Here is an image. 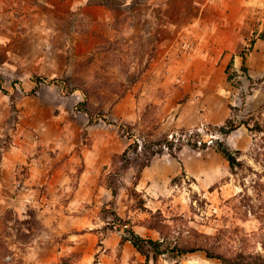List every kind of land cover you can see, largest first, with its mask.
<instances>
[{
    "label": "rangeland",
    "instance_id": "rangeland-1",
    "mask_svg": "<svg viewBox=\"0 0 264 264\" xmlns=\"http://www.w3.org/2000/svg\"><path fill=\"white\" fill-rule=\"evenodd\" d=\"M196 1L150 18L135 0H11L0 28V165L12 150L67 174L44 217L17 199L26 166L0 176V264H223L205 251L230 264L264 258V39L242 56L264 33V10L244 20L240 53L213 70L200 57L196 69L198 40L166 25L189 24ZM128 95L133 122L114 116ZM227 121L239 128L225 136ZM217 141L240 152L235 171ZM100 144L107 163L82 184L68 161ZM128 229L169 252L147 260L124 241ZM184 248L205 251L180 255Z\"/></svg>",
    "mask_w": 264,
    "mask_h": 264
},
{
    "label": "crops",
    "instance_id": "crops-1",
    "mask_svg": "<svg viewBox=\"0 0 264 264\" xmlns=\"http://www.w3.org/2000/svg\"><path fill=\"white\" fill-rule=\"evenodd\" d=\"M176 0H135L138 9L147 8L151 16L152 10L155 8H172L175 6ZM198 16L191 20L187 25L178 26L175 22H167L166 25L174 26L179 29V35L191 33L198 40L197 51L195 55L194 65L196 69L202 64L200 57H206L208 70H213L218 64L222 55L234 56L240 53L244 48L245 32H243L244 20L252 14L256 9L264 10V0H225L217 6L208 5L205 0H197ZM13 7L11 0H0V28L2 32H6L5 23L9 21L12 15L10 9ZM146 16L148 19L149 17ZM145 17V16H144ZM153 20V19H151ZM140 20H138L139 23ZM172 24V25H171ZM178 33V32H177ZM149 34H152L151 32ZM227 61L225 60V64ZM227 65V64H226ZM133 99L130 95L123 98L115 109V119L127 120L129 122L136 121L137 112L133 105ZM25 153L8 150L0 165V176L3 180L14 177L21 173L19 170L26 166L24 175V184L32 185L34 192L27 194L26 192L18 193L19 203L30 205L44 217V215L53 214V202L56 197L53 195L55 185L61 177H65L66 170L48 171L42 165L40 160L36 158L27 160ZM105 147L100 144L92 149H83V159L77 157L74 153L69 164H74L75 169H82L80 179L82 184H89L96 181L98 173L106 163L107 159ZM68 166V165H67ZM26 176V177H25ZM47 184L49 191L47 195H41L38 187ZM12 200V198H10ZM77 201H79L77 199ZM45 203V204H44ZM49 221V220H47Z\"/></svg>",
    "mask_w": 264,
    "mask_h": 264
},
{
    "label": "trees",
    "instance_id": "trees-1",
    "mask_svg": "<svg viewBox=\"0 0 264 264\" xmlns=\"http://www.w3.org/2000/svg\"><path fill=\"white\" fill-rule=\"evenodd\" d=\"M258 39H264V33L261 34L258 38H255L251 41L249 44V47H246L245 50L243 51V58L247 53H250L253 46L255 45L256 41ZM234 60V59H233ZM233 60L231 61V64L233 63ZM38 84V83H37ZM88 113V112H87ZM89 114V113H88ZM89 118L92 122V116L89 114ZM239 126L237 125H230V121H227V123L219 128V131L227 136L230 135L233 131L238 129ZM257 131H261L259 127L256 129ZM189 146H191L193 149H198L197 143H188ZM158 146L166 147L168 150L172 153L173 152V145L170 143H158ZM207 147L206 144L203 145V149ZM181 149V148H180ZM179 149V150H180ZM217 152H219L224 159L228 162L229 167L231 171H235L237 168L241 166V162L239 161V156L240 152L239 151H232L226 144H224L222 141H217V147H216ZM152 156L156 155H161L162 150L158 149L156 151H153ZM175 154V153H174ZM176 157V156H175ZM149 166V163H144L139 167V172L142 173V171ZM109 189L113 192V195H117V190L113 186V182L110 180L109 182ZM125 226H128L125 224ZM126 233H128V236L124 238V241L129 242L142 256H144L147 260L150 258V254L153 255V258L156 259L157 257L169 252V249H162L163 243L159 241H155L153 239H144L141 237L139 234H137L133 229H128L126 230ZM197 251H205L204 249L201 248H184L181 249L179 252L180 255H187V254H192ZM172 252L173 249H172ZM207 253V256L209 258H214V259H219L222 261L223 264H230V259L223 257L222 255H215V253L210 252V251H205ZM240 264H264V258L263 257H258L256 261H252L250 263H245L244 261Z\"/></svg>",
    "mask_w": 264,
    "mask_h": 264
},
{
    "label": "built area",
    "instance_id": "built-area-1",
    "mask_svg": "<svg viewBox=\"0 0 264 264\" xmlns=\"http://www.w3.org/2000/svg\"><path fill=\"white\" fill-rule=\"evenodd\" d=\"M205 1L208 5H218L225 0H205ZM184 48H185V50L188 51V49L191 48V45H189L188 43L187 44L185 43ZM24 185H25L24 180L21 179V181L16 185L17 191L21 192V190H23V188H24Z\"/></svg>",
    "mask_w": 264,
    "mask_h": 264
}]
</instances>
